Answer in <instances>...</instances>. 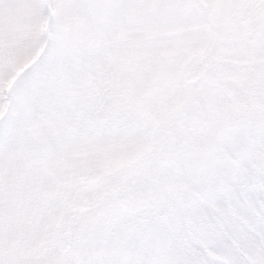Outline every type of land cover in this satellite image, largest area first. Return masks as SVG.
I'll list each match as a JSON object with an SVG mask.
<instances>
[{
  "label": "snow or ice",
  "instance_id": "6c2138e0",
  "mask_svg": "<svg viewBox=\"0 0 264 264\" xmlns=\"http://www.w3.org/2000/svg\"><path fill=\"white\" fill-rule=\"evenodd\" d=\"M0 264H264V0H0Z\"/></svg>",
  "mask_w": 264,
  "mask_h": 264
}]
</instances>
